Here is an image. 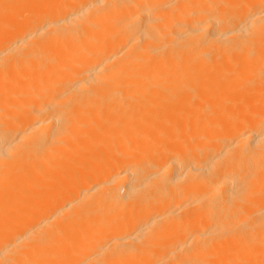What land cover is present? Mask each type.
Masks as SVG:
<instances>
[{
	"label": "bare ground",
	"instance_id": "bare-ground-1",
	"mask_svg": "<svg viewBox=\"0 0 264 264\" xmlns=\"http://www.w3.org/2000/svg\"><path fill=\"white\" fill-rule=\"evenodd\" d=\"M0 264H264V0H0Z\"/></svg>",
	"mask_w": 264,
	"mask_h": 264
}]
</instances>
